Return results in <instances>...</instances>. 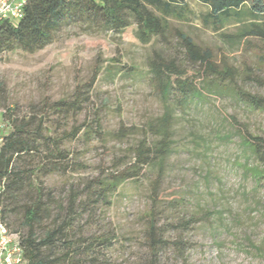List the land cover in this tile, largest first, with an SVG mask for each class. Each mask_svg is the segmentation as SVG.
I'll use <instances>...</instances> for the list:
<instances>
[{
	"label": "rangeland",
	"instance_id": "rangeland-1",
	"mask_svg": "<svg viewBox=\"0 0 264 264\" xmlns=\"http://www.w3.org/2000/svg\"><path fill=\"white\" fill-rule=\"evenodd\" d=\"M187 2L190 12L181 19L170 17L165 37L143 36L136 25L114 33L72 24L34 54L17 49L0 56V108H15L18 117L46 114L60 136L65 120L46 113L44 104L70 99L78 84L100 71L86 92L84 111L68 125H90L98 115L100 132L90 143L82 132L76 139L61 140L70 154L68 165L64 168L61 162L60 170L38 177L46 208L40 232L74 216V195H90L79 203L69 234L85 245L82 248L108 239L99 259L92 258L90 264H148L146 213L159 173L161 224L167 226L169 239L185 245L183 253L175 246L164 250L161 264H264V182L247 170L256 159L239 132L247 129L264 138V110L244 104L231 88L211 89L208 97L179 109L175 96L165 101L154 89L148 65L156 51L185 61L175 35L179 28L213 49L221 66L235 69L237 77L230 87L264 96V38L240 35L253 21L251 16L231 17L219 26L209 18L207 4ZM166 102L175 109L169 156L158 166L146 167L138 179L123 182L109 197L111 203H97L92 189L109 173L134 162L137 145L149 136L148 123L166 111ZM19 199L22 203L27 196L23 193ZM8 221L11 233L26 232L21 207L8 215Z\"/></svg>",
	"mask_w": 264,
	"mask_h": 264
},
{
	"label": "trees",
	"instance_id": "trees-1",
	"mask_svg": "<svg viewBox=\"0 0 264 264\" xmlns=\"http://www.w3.org/2000/svg\"><path fill=\"white\" fill-rule=\"evenodd\" d=\"M199 1L210 7L209 18L219 26L231 17L242 19L251 16L253 21L244 27L240 35L264 38V0ZM189 12L187 0H28L24 14L17 22L9 19L0 21V56L17 49L34 54L51 44L63 27L72 24L114 33H123L136 25L143 36L165 37L169 32V18L181 19ZM175 35L183 51L184 62L177 56L157 51L148 61L151 84L165 101L175 96L178 108L183 109L188 103L208 97L211 89L220 92L223 88L224 92L233 89L244 104L264 110V96L240 87H230V83L237 77L236 71L232 67L221 66L213 49L201 46L179 28L175 29ZM98 71L96 69L93 77L85 84H78L70 99L63 98L44 104L46 113L52 111L65 120L62 136L54 133L53 120L47 119L46 114L18 117L15 108L3 109L2 119L9 131L0 150V185L3 189L0 207L2 220L10 232L12 224L8 221V215L19 207L22 209V226L26 227V232L18 234L26 264H90L92 258L99 259L97 254L102 249L101 245H107L108 239L104 237L82 248L85 245L69 235L78 205L87 201L89 194L86 197L74 195L70 204L75 208L74 216L67 215L61 222L43 227L41 232L38 229L44 221L46 210L44 185L38 181L39 174H50L60 170L62 164L64 168L68 165L70 154L65 148L62 149L61 140L76 139L82 132L85 141L90 143L102 127L98 115L90 125L82 123L68 127L71 119L84 111L88 98L86 92L97 82L100 74ZM108 72L113 73V70ZM86 86L87 91L84 89ZM166 106V111L147 125L148 137H153V141L150 142L148 137L141 140L136 147L134 162L109 173L92 189L97 203H111L109 197L117 192L123 182L138 179L146 167L158 166L169 156L173 143L175 109L167 105V102ZM239 132L242 143L256 159V164L248 165L247 170L252 172L258 182H264V138L253 135L247 129ZM22 160L23 164L19 165L18 161ZM159 177L160 173L152 182L155 195L146 213L148 264H161L163 251L170 247L175 246L179 253L185 250L180 240L172 241L166 236L167 226L161 224L164 217L157 209L161 185ZM23 193L27 200L19 203V196ZM93 245L99 246L94 249Z\"/></svg>",
	"mask_w": 264,
	"mask_h": 264
},
{
	"label": "built area",
	"instance_id": "built-area-1",
	"mask_svg": "<svg viewBox=\"0 0 264 264\" xmlns=\"http://www.w3.org/2000/svg\"><path fill=\"white\" fill-rule=\"evenodd\" d=\"M28 0H0V21L9 19L17 22L22 18ZM3 109L0 108V150L7 133V125L2 119ZM0 185V197L2 194ZM0 264H26L20 246L19 236L11 233L2 220L0 207Z\"/></svg>",
	"mask_w": 264,
	"mask_h": 264
}]
</instances>
